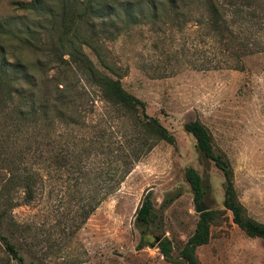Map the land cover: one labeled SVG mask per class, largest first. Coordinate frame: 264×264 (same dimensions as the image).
I'll return each mask as SVG.
<instances>
[{
    "label": "rangeland",
    "instance_id": "1",
    "mask_svg": "<svg viewBox=\"0 0 264 264\" xmlns=\"http://www.w3.org/2000/svg\"><path fill=\"white\" fill-rule=\"evenodd\" d=\"M16 1L30 0H0V21L22 17L10 6ZM236 4L238 17L221 40L194 7L183 26L134 25L103 41L122 88L174 139L173 145L156 141L119 183L116 169L124 167L136 130L94 87L76 82L67 98L72 102L56 114L62 120L49 110L29 113L28 105L38 108L45 95L55 98L44 77L35 88L19 91L34 100L21 103L14 95L0 103V188L8 169L17 174L1 194L12 205L7 215L26 264H181L178 252L194 229L199 203L220 212L207 243L194 250L196 264H264V242L231 222L222 207L220 171L182 128L191 120L205 126L214 151L229 164L245 215L264 225V0ZM44 76L55 75L49 70ZM188 167L201 179L199 202L183 177ZM23 176L33 183L30 200L20 185ZM145 195L153 211L148 228L139 229L135 209ZM157 235L160 240L149 248ZM164 239L173 262L159 251Z\"/></svg>",
    "mask_w": 264,
    "mask_h": 264
},
{
    "label": "trees",
    "instance_id": "2",
    "mask_svg": "<svg viewBox=\"0 0 264 264\" xmlns=\"http://www.w3.org/2000/svg\"><path fill=\"white\" fill-rule=\"evenodd\" d=\"M10 6L23 15L0 21V103L12 101L14 95L19 96L21 103L34 100L32 93L20 96L19 91L25 87L35 88L38 78L44 77L52 83L55 98L50 101L45 95L38 108L28 105L29 113L49 110L62 120L64 116L56 114L61 106L72 102V98H67L76 82L82 80L94 87L102 101L129 116L136 130L128 154L124 156V167L116 169L119 172L114 177L116 183L123 180L131 164L145 155L156 141L173 145L174 139L156 118L146 115L143 102L122 88L119 69L106 59L103 41L113 40L134 25L164 26L170 23L183 26L189 22L188 15L194 7L204 12V25L220 39L229 32V24H233L240 11L236 0H52L51 5L43 0H30L11 2ZM83 48L92 54L95 63L85 55ZM49 70L55 76L48 80L44 75ZM18 85L22 87L19 90L16 89ZM182 128L193 138L198 153L220 171L223 178L222 207L230 213L231 222L246 236L264 242V225L245 215L236 199L229 164L222 154L214 151L208 130L198 120L188 121ZM7 172L8 177L0 188V264H26L15 242L18 230L7 215L12 205L10 200L6 203L1 194L17 177L10 169ZM183 177L193 201H201L204 191L198 174L188 167ZM20 180L25 198L30 200L33 192L31 178L23 176ZM152 211L149 195H145L135 209V227L148 228ZM219 212L206 210L198 214L192 233L178 252L179 263L196 264L194 250L207 243L209 226ZM159 251L164 259L173 262L168 241H161Z\"/></svg>",
    "mask_w": 264,
    "mask_h": 264
},
{
    "label": "water",
    "instance_id": "3",
    "mask_svg": "<svg viewBox=\"0 0 264 264\" xmlns=\"http://www.w3.org/2000/svg\"><path fill=\"white\" fill-rule=\"evenodd\" d=\"M206 210H207V208L204 207V206L202 205V203H199V204L196 206V208H195V212H196L197 214H200L201 212H204V211H206ZM159 240H160V235L152 236V242L148 244V247H149V248H152L154 245H156V243H158Z\"/></svg>",
    "mask_w": 264,
    "mask_h": 264
}]
</instances>
